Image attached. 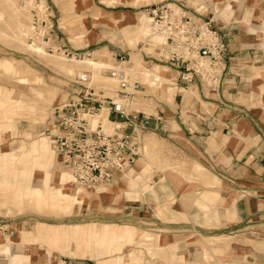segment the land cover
<instances>
[{
    "label": "crops",
    "instance_id": "0c3cea01",
    "mask_svg": "<svg viewBox=\"0 0 264 264\" xmlns=\"http://www.w3.org/2000/svg\"><path fill=\"white\" fill-rule=\"evenodd\" d=\"M171 1L181 3L193 14L202 12L204 20L214 21L228 50L219 77L209 84L199 77L187 83L181 80V72L158 63L165 68L164 81L153 88L145 85L144 94L138 99L151 101L153 108L143 109L139 103L138 108L134 106L151 116L142 137L144 163L140 162L141 156L124 176L119 174L91 196L99 200V206L85 208L79 204L68 216L70 220L56 224L24 218L10 224L7 232L0 235V243L8 244L13 255L28 256L24 264H89L103 256V252L99 257L93 256V248H81L92 233L96 234L92 231L81 230L70 236L51 229L53 242H68V249L54 248L45 241L31 244L23 240L22 235L37 231L39 223L150 227L169 238L170 244H177V255L183 257L184 264H214L208 263L206 249L207 241L216 238L219 240L209 247L210 255L222 252L225 257L215 256V264H264V0ZM118 56L116 53V59ZM9 64L4 60L1 67L7 71L4 65ZM149 135L159 150L151 156L160 153V141L182 154L185 159L180 164L181 172L159 167L144 156L143 141ZM55 157V171L60 172L63 169ZM149 162L153 166L151 177L146 180L154 192L150 191L141 201L142 193L148 192L140 186L133 193L134 199L127 195L118 197L114 189L128 183L131 173L141 174ZM195 164L219 184L212 189L206 186L195 171ZM6 181H11V176L0 174V193L9 198V202L1 204L14 199L12 191L5 189ZM42 182V178H36L33 184L40 186ZM161 184L165 189H161ZM202 195L205 201L215 202L210 212L197 206ZM159 210H163V218ZM79 241L80 249L76 247L74 251L72 244ZM159 242H163L162 237ZM11 261L0 251V264Z\"/></svg>",
    "mask_w": 264,
    "mask_h": 264
},
{
    "label": "rangeland",
    "instance_id": "374dc122",
    "mask_svg": "<svg viewBox=\"0 0 264 264\" xmlns=\"http://www.w3.org/2000/svg\"><path fill=\"white\" fill-rule=\"evenodd\" d=\"M163 1L171 0H0V174L11 176V181H6L4 186L14 194L10 203L1 204L2 201L9 202V198L6 199L0 193V235L7 232L10 224L24 218L59 224L70 220L68 216L75 212L79 204L85 208L99 206V200L96 199L98 201L93 204L72 203L70 209H63L36 194L32 197L22 195L29 186L37 191L34 188L36 185L31 186L36 178H42L40 187L47 189L46 170L40 172L39 166L32 164L28 172L26 166L18 162L33 163L37 159L33 151L35 145L46 141L49 153L45 163L48 164L53 156L52 167L55 168V152L50 146L48 132L43 133L45 130L55 131L53 122L56 113L72 97L71 92L77 89L75 82L79 76L89 75L92 86L108 96H114L118 86L105 69L139 68L143 74L138 72L137 80L147 87L159 86L164 81L165 68L149 57L155 56L157 51L148 43L150 32L146 12L150 6ZM31 45L43 48L46 55L35 52ZM104 50H107L108 55ZM116 53L119 55L117 59ZM4 60L11 62L10 68L4 65L7 71L1 67ZM88 60L104 64L102 72L95 73L87 64L79 63ZM130 76L135 79L133 74ZM157 81L160 83L157 84ZM138 103L143 105V109L153 106L151 101L139 100L134 104L136 108ZM103 116L106 117V114ZM5 126L9 128L3 130ZM143 144L144 156L157 166L182 171L180 164L185 158L165 141H160L161 151L156 156H151L159 152L152 135L145 137ZM5 159L10 160L8 164ZM143 159L142 156L140 162ZM149 163L141 174L131 173L129 182L116 187L115 194L134 199L133 193L141 186L143 192H148L146 195L142 193L141 201H144L150 191L154 192L153 185L146 180L153 166ZM194 169L209 188L219 184L214 177L205 175L201 166L195 164ZM60 172L62 180L52 186H62L65 194L73 179L69 178V184L65 185L64 177L70 173L66 170ZM78 189L90 193L92 197L97 194L81 187ZM161 189H165L164 184H161ZM166 200L163 203L167 208ZM214 203L205 201L202 195L197 206L210 212ZM158 214L164 217L163 210H159ZM121 224L39 223L37 231L22 236L23 240L31 244L45 241L54 248L68 249L69 244H65L68 242H53L51 229L70 236L81 230L92 231L96 234L92 233L87 245L81 248L84 247V251L93 248V251L90 250L93 256L99 257L102 252L103 256L89 261V264H184L183 257L177 255L180 254L177 244H170V239L163 237L161 232L150 227L136 228ZM45 225L47 227H43ZM160 237L162 243L159 242ZM8 240L10 242V238ZM218 240L214 238L207 241L208 263L215 264V256L225 257L222 252H215L214 257L210 255L209 247ZM79 243L72 244L74 251L76 247L80 249ZM102 244L105 246L101 247ZM0 251L10 257L11 264L28 262V256L11 254L8 244L0 243Z\"/></svg>",
    "mask_w": 264,
    "mask_h": 264
},
{
    "label": "built area",
    "instance_id": "2783aa9c",
    "mask_svg": "<svg viewBox=\"0 0 264 264\" xmlns=\"http://www.w3.org/2000/svg\"><path fill=\"white\" fill-rule=\"evenodd\" d=\"M146 12L153 34L164 40L153 47L155 56L146 55L181 72L187 83L195 77L207 84L217 80L228 50L213 20H204L202 12L193 14L177 1L154 4ZM108 73L118 86L114 96L97 91L89 75L79 76L77 89L56 113L55 131H47L61 168L72 175V185L92 192L108 186L119 174L124 176L137 163L151 119L133 107L145 85L123 70Z\"/></svg>",
    "mask_w": 264,
    "mask_h": 264
},
{
    "label": "bare ground",
    "instance_id": "6f19581e",
    "mask_svg": "<svg viewBox=\"0 0 264 264\" xmlns=\"http://www.w3.org/2000/svg\"><path fill=\"white\" fill-rule=\"evenodd\" d=\"M143 24H144V22H142V27H143ZM147 24H149V32H150L149 36L147 37L148 43H150V45L154 46V47L163 44L164 43L163 38L159 35L153 34V30H152L151 25H150V20ZM147 24L145 23V26H147ZM145 29H146V33H147L148 32L147 27ZM30 47L35 52L42 54V55H46V52L44 51L43 48L34 47V45H31ZM81 62L87 64L90 68L94 69L95 73L100 74L102 72V70L104 69V64H102L101 62H98V61H94V60L79 61V63H81ZM115 69L116 70H123L124 72H126L127 75L133 74L135 76V79H137L138 72L142 73V71L139 68H133L132 70L120 69V68H115ZM106 71H109V69H107V70L105 69V72ZM142 80H143V78H142ZM159 83H160V81H157V84H159ZM106 117L103 116V119L105 120L106 123H108V121L106 120ZM33 151H34L35 155L37 156V159H35V161L33 163H26V164H24L22 162H18V163L20 165L26 166V171H28V172H30L29 168L32 164L33 165L37 164L40 168V172H44L46 170L45 173H46L47 189H43V187L36 185V186H34V188H37V191H33L31 189V187L29 186L26 188L25 193L22 195L32 197L36 194L37 196H39L41 198H47L46 201L50 200L52 203H56L58 206H60L63 209L64 208L70 209V207H71L70 204H72V203L84 202L86 204L87 203L93 204V203L98 201V200L92 199L90 193H88V192L86 193L83 190L78 189V187L75 188L74 185H72V183H70V184L67 183V180H69V178L70 179L72 178L71 177L72 175H70V174L66 175V177H64V180H63L65 182V185L69 184L66 188L65 194L62 191V186L53 187L52 185L53 184L55 185L56 182H59V180L61 181L63 177H61V174H60L61 172H56L55 171L56 169L52 167L53 156L51 159H49L48 164L45 163V160H47V158H48L47 154L49 153V148H47L46 141H41L38 144H36ZM9 161H10L9 159H5V162L7 164L9 163ZM33 185L34 184H32L31 186H33ZM7 188H9V187H7Z\"/></svg>",
    "mask_w": 264,
    "mask_h": 264
}]
</instances>
